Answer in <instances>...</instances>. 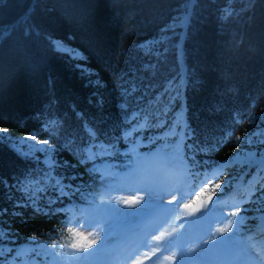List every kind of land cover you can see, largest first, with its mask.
<instances>
[{"label":"trees","instance_id":"16d2710c","mask_svg":"<svg viewBox=\"0 0 264 264\" xmlns=\"http://www.w3.org/2000/svg\"><path fill=\"white\" fill-rule=\"evenodd\" d=\"M135 123L181 131L194 171L264 151V0H0V264L59 241L67 204L108 210L125 181L88 150ZM30 133L53 164L14 147Z\"/></svg>","mask_w":264,"mask_h":264},{"label":"rangeland","instance_id":"374dc122","mask_svg":"<svg viewBox=\"0 0 264 264\" xmlns=\"http://www.w3.org/2000/svg\"><path fill=\"white\" fill-rule=\"evenodd\" d=\"M58 49L64 52L72 53L74 54L70 48L57 45ZM76 53V52H75ZM143 123H138L137 125L129 128L126 131V134L124 138L128 140V143L126 144L124 149H119L117 147L110 146V144L107 145H99L96 148H92L88 150V155L90 158L95 159L97 158V161L100 160L103 157H106L104 155H112L115 151H118L114 153L115 156L118 154L120 155L121 159L119 160L118 165L122 167V163L124 160L122 159H129L131 160V157L134 159V166L135 162L137 160H151L154 157H160L173 160L182 161V158L180 156V153L176 151L179 146L181 147V134L176 132L174 128H171L170 130H166L162 132L161 134L155 135V134H143L144 130ZM140 133L139 135L135 136L136 133ZM135 133V134H134ZM35 135L36 141H33L31 139H27L29 136ZM146 136V137H145ZM12 144L14 147L19 150L21 153L34 156L37 158H40L43 160L47 165H51L54 162L53 154L55 151V147L48 142V145H43L38 143V141H43L41 138H39L35 133H30L26 136L11 139ZM147 140V141H144ZM160 142L152 152H144L140 149V146L145 145L147 143L150 145L151 143ZM49 145L51 147H49ZM31 146V147H30ZM43 149V150H41ZM175 150V151H172ZM171 152L170 154H168ZM122 160V161H121ZM257 161H264V151L257 149L254 146H244L243 148L239 149L238 154L235 157H232V165L228 167L227 169H224L222 174H216L214 172H211L210 175L217 176L218 178H213L207 180V182H204V178H197L192 179L193 185L191 187H187L186 185L182 184L181 186L177 187L179 189H182L184 192V200L182 203H179L178 206L174 203H170V200L180 201L181 197L179 195V192L173 197L170 194L171 189H165L163 194L166 197L164 199V204L167 206L173 204V207L171 209H174V213H168V219L167 223H163L162 219L160 217L146 221L145 225H141L139 219L137 217H130V216H121L118 213L112 214L108 216V223L112 226V234L106 235V226L102 224H97V214H107L108 210L104 209L105 211H98L94 209V206L91 207H84V206H73V205H66L65 209L69 213V216L71 218L72 215H74V220L70 221V219L67 216V219H69L68 227H66L65 231L59 235V241L52 242V244H48L46 242H33L28 243L19 246L16 248L11 256L8 258L9 264H24V262L29 261L28 264H55V257H53L52 253L54 252H67L69 255H84L89 256L90 259L87 261H84L83 264H106V261L114 260V262L119 259L121 261V264H135V260L129 259L131 256H135L136 260H139L142 262V264H168V260L162 261L161 259L164 258V255H170L171 253H161V258L159 260H156L155 256L151 255V249L154 247H162L163 243L167 240H170V237L172 239H175L178 236H175L173 234L168 233V229L175 223V220L180 221V215H177L179 212L180 214L185 215H191L190 218L193 220L191 225L192 226V233L196 232H202L206 230V228H196L202 222L205 224L212 223L218 229L223 228V226L228 227V231L223 233L224 240H230L234 243L235 247L233 250V256H232V262H237L238 264H243V262H246L247 264H254V259L251 255H249L247 252L241 251V241L238 239V234H241L244 232L245 234L243 236H252V230L254 228H257L258 224L262 222L264 219V211H262L263 208H261L264 205V201L262 197L264 196V192H261L262 194H259L255 200L248 204V207L250 209L251 215L254 217L251 218H243L241 216V213L243 211L242 207H234V208H228L223 205H213V206H207L206 212H199L197 209H201L205 205H208L215 197H219L222 194L225 195L228 192H231V188H234L237 183H239L242 180V168L246 170L247 164L251 165L252 162ZM96 167H101V162L95 163ZM113 164L112 162L107 163L106 165ZM127 165V162H125ZM221 165V164H220ZM177 165L176 167H178ZM95 167V169H97ZM171 168V167H169ZM181 168V167H178ZM101 168L98 170L100 171ZM183 169V168H182ZM135 170V168H134ZM217 170H221L220 168ZM109 172L104 173L103 184L108 183L109 179L111 177H107L108 174H110L111 169L108 170ZM250 173V172H249ZM131 171L123 172L122 179L126 180L130 178ZM172 174V173H171ZM170 175V174H169ZM246 181V179H244ZM164 182V181H163ZM203 182L204 188H201L197 191L198 193L191 196L190 192L191 190H194L196 188H199L198 185H200ZM226 182V183H225ZM219 184L220 187L217 188L216 185ZM123 183L116 185L114 187H109L106 191L102 192V195L105 196L106 200H119L120 203H112L107 204L109 207L108 209H117L118 212L123 213H135L139 209H141L146 202V199L148 197L143 191H139L136 193L135 196L129 195L126 190L122 187ZM196 185L197 187H195ZM193 186V187H192ZM163 187V184H162ZM264 188V187H262ZM234 191V190H233ZM95 195L98 196V193L95 192ZM236 195V194H235ZM234 195V196H235ZM138 197H142V199H139L136 204H125V200H135ZM216 204V203H214ZM185 205H188V207H185ZM237 212L236 216L232 215V212ZM98 212V213H97ZM221 212H223V215H221ZM191 213V214H189ZM224 217L226 218V222L224 220ZM191 219L187 221V223L191 222ZM214 219V221H213ZM230 219V220H228ZM237 220L239 223H237ZM231 221L232 223L229 224L228 222ZM115 222V224H112ZM162 224V226H161ZM223 224V226H221ZM183 225V227H181ZM129 229H135V232H128L132 233L133 236L129 237L126 234L125 237H128L124 240V242H121L118 247V253L116 252V239L114 234H119L125 232L124 227ZM264 227L263 225H260ZM142 227H146L147 232L154 233L155 235H160L161 232H166V235L161 236V241L158 244L154 236H148L149 240V246L147 248H144L142 245L138 248L137 247V241L141 238H144V233L142 231ZM186 225L185 224H179L178 226L173 227L175 229L174 233H178V235H183L189 231L185 230ZM194 228V229H193ZM241 228V229H240ZM237 230V232L235 231ZM239 230H242L241 233H238ZM89 233H93L94 235H89ZM76 234H82L83 236L87 237V241H84L80 237H78ZM170 236V237H169ZM167 237H169L167 239ZM95 240V243H91V246L89 247L88 244ZM256 240L255 242H257ZM114 242V243H113ZM116 242V244H115ZM81 244L83 247H77L72 248V245ZM113 243V247L109 244ZM55 245V247H53ZM107 246L110 250V254H105L101 251V249ZM199 251V250H198ZM138 252V255L136 254ZM145 252L148 253V255H145ZM159 253H157L158 255ZM116 255V256H115ZM115 256L113 258H110L107 260L108 257ZM236 260V261H235ZM65 264H67V259L65 258ZM112 264V262L108 263ZM115 264V263H113Z\"/></svg>","mask_w":264,"mask_h":264},{"label":"snow or ice","instance_id":"6c2138e0","mask_svg":"<svg viewBox=\"0 0 264 264\" xmlns=\"http://www.w3.org/2000/svg\"><path fill=\"white\" fill-rule=\"evenodd\" d=\"M247 135V133H245ZM27 139L36 141V136H29ZM38 143L43 145H48L47 140L38 141ZM31 147V146H30ZM49 147H51L49 145ZM43 150V149H41ZM178 160L167 159L160 157H154L151 160H137L135 162V170L130 179H127L123 184V189L128 192L129 195L135 196L137 192L143 191L148 197L145 205L135 213H123L118 212L117 209H108L107 214H101L97 218V224H102L106 226V235L112 234V226L108 223V216L112 214H119L121 216H130L137 217L141 225H145L146 221L154 220L160 217L163 223H167L168 213H174V209H168L164 204V199L166 198L163 194L162 184L164 178L169 175L168 168L176 167L178 165ZM216 166H210L208 169L209 174H205L204 182H207L209 179L218 178L217 176L210 175L211 172L215 170ZM226 183V182H225ZM217 188L220 187L219 184L216 185ZM257 191L264 192V188H258ZM177 192L181 197L180 201L170 200V203H174L178 206L179 203H182L185 196L182 189L175 188L170 191V194L174 197ZM139 199L138 197L135 200H125V204H136ZM101 203L119 204V200H102ZM188 207V205H185ZM223 215V212H221ZM233 216L237 215V212H232ZM229 224L232 222L229 221ZM239 223V221H237ZM162 226V224H161ZM183 227V225H181ZM144 233V238H141L137 241V247L141 245L144 248L149 246L148 236H154L155 241L159 244L161 241V236L166 235V232H161L160 235H155L154 233H149L146 230V227H142ZM175 232V229H173ZM220 233H225L228 231V227H223L218 229ZM78 237L87 241V237L82 234H76ZM89 235H94L89 233ZM91 243H95V240L91 241L88 246H91ZM55 247V245H53ZM83 247L81 244L74 243L72 248ZM234 243L230 240L218 241L214 238V234L211 231H207V235H196L191 231L176 237L175 239L167 240L163 243L162 247H154L151 249V255L155 256L159 260L157 253H171L170 255H164L165 260L176 261L177 264H233L232 256L234 250ZM251 249L250 255L254 259V264H264V253L256 251L255 245H249ZM199 250V251H198ZM101 251L105 254H110V250L107 246H104ZM138 255V252L136 253ZM55 257V264H65V258L67 259V264H83L84 261L90 259L89 256L84 255H69L67 252H54L52 253ZM145 255H148L145 252ZM129 259L135 260V264H142L141 261L136 260L135 256L129 257ZM115 264H121L119 259L116 260Z\"/></svg>","mask_w":264,"mask_h":264},{"label":"bare ground","instance_id":"6f19581e","mask_svg":"<svg viewBox=\"0 0 264 264\" xmlns=\"http://www.w3.org/2000/svg\"><path fill=\"white\" fill-rule=\"evenodd\" d=\"M122 242H124V241H122ZM121 243V242H120ZM120 243H119V245H120ZM119 245H118V247H119ZM118 247H117V249H118ZM113 258V257H112ZM110 262H112V264L114 263V260L112 259V260H109V261H107V263L106 264H108V263H110Z\"/></svg>","mask_w":264,"mask_h":264}]
</instances>
